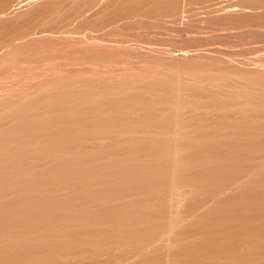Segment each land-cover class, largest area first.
I'll return each instance as SVG.
<instances>
[{
	"label": "bare ground",
	"instance_id": "obj_1",
	"mask_svg": "<svg viewBox=\"0 0 264 264\" xmlns=\"http://www.w3.org/2000/svg\"><path fill=\"white\" fill-rule=\"evenodd\" d=\"M263 45L264 0H0V264H264Z\"/></svg>",
	"mask_w": 264,
	"mask_h": 264
},
{
	"label": "rangeland",
	"instance_id": "obj_2",
	"mask_svg": "<svg viewBox=\"0 0 264 264\" xmlns=\"http://www.w3.org/2000/svg\"><path fill=\"white\" fill-rule=\"evenodd\" d=\"M158 20L160 21V23H161V21L164 22L162 19H161V20L158 19ZM158 20H157V21H156V20H153V23L156 22V23L159 24V21H158ZM145 21H146V20H145ZM148 21H150V19L147 20V23H146V22H145V23H146V24H149ZM75 22H77V21H75ZM150 22H151V21H150ZM165 22H166V21H165ZM191 22H192V21H191ZM191 22H190V26H191V27H188V25L186 26V27L189 28V30H190V28L192 29V26H193V25L191 24ZM73 23H74V22H73ZM142 23H144V21H143ZM145 23H144L145 26H144L143 24L140 23V24L138 25L139 28H137L138 26L136 27L137 29H136V28L133 29L134 27H132V29L130 30V29H129L130 27H128V30H127V29H126V30H122L123 33H122V31H121V32L119 33V36H120V37H121V36L125 37V38H124L125 40H126V39H127V40L130 39V41H131V40L133 39V40H134V41L132 40L133 42H135V40H136L135 43L138 42L137 44H139L140 46H141V44H144V45H142L144 48H145V46L148 47V43L150 42V44H149V45H150V46H149L150 48H154L156 45H158V46H157L158 48L155 47V49H159V47H163V48H165L164 50H167V49L171 48V44H172L175 40H178V41H179V39H180V41H181V40L183 39V37H184V39H185V38H187V39L189 38L188 35H187V37H185V36H186L185 34H187V32H188L189 30H188V31H185V32H186L185 34H184V31H183V30L188 29V28L184 27V29L182 30V33H181V32L178 33V31H181V30H178V31H177L176 28L173 30L172 27H174V26H172L173 24H172L171 22H170V23H171V24H170L169 21H168V26L170 25L169 27H167V23H163L165 26H162L163 24H161V26L159 27L160 24H159V25H154V24L151 22L153 25L150 24L151 27L148 26V28H145V27L147 26ZM192 23H194V22H192ZM77 24H78V23H74V26H76ZM79 24H80V23H79ZM142 25H143V26H142ZM196 25H197V24H196ZM196 25H195V28L197 27ZM157 26H158V27H157ZM171 26H172V27H171ZM198 26H199V24H198ZM83 27H85V26H83ZM141 27H142V28L144 27V28H143V29H140ZM149 27H150V30H149ZM170 27L172 28V30H173L174 32L177 31L176 34H179L180 37H182V36H183V37H182V38H179V36H178V38H177V37L175 36V37H172V38H176V39H174V41L171 40V38H170L171 36H170V35L174 34V32H172V30H171ZM175 27H177V24L175 25ZM178 27H179V25H178ZM161 28H162V31H163V32H162V31H159V30H161ZM166 28H169V29H166ZM179 28H181V27H179ZM179 28H178V29H179ZM193 28H194V26H193ZM195 28H194V29H195ZM139 29H140L141 31H139ZM136 30H138V31L136 32ZM142 30H143V31H142ZM144 30H146V31H144ZM153 30H154V31H153ZM167 30H168V31H167ZM192 30H193V29H192ZM197 30H198V29H195L194 32L196 31V35H197V34L200 35V34H199V32H200L199 30H201V29H199L198 31H197ZM204 30H205V29L201 30V32L203 33ZM128 31H129V32H128ZM131 31H132V34H131ZM148 31H149V33H148ZM155 31H156V32H155ZM164 31H165V32H164ZM170 32H171V33H170ZM191 32L193 33V31H191ZM197 32H198V33H197ZM129 33H130V34H129ZM133 33H134V35H133ZM136 33H137V34H136ZM156 33H157V34H156ZM163 33H164V34H163ZM192 33L190 34V33L188 32V34H190L189 36H192V35H193ZM207 33H208V32H207ZM207 33L205 32L206 35H207ZM212 33H213V32H212ZM212 33H211V34H212ZM220 33H221V32H220ZM220 33H219V35H220ZM140 34H141V35H140ZM142 34H143V35H142ZM144 34H145V38H142V37H144ZM151 34H152V35H151ZM205 34H203V36L205 37V40L207 41L206 38H207V37L209 38L210 36H207V37H206ZM211 34H210V32H209L208 35H211ZM217 34H218V33H216V37H215V38H219V36L217 37ZM111 35H114V34H111ZM117 35H118V34H117ZM150 35H151L152 37H151ZM153 35H154V36H153ZM157 35H158V36H157ZM159 35H160V36H159ZM165 35L167 36L166 38H165ZM198 35H197V36H198ZM213 35H215V33H214ZM223 35H225V34H224V33L222 34V37H220L221 39H219V41H218V39H217V40H212V41L209 42V39H208V42H206V41H204V39H203L202 42H203V43H204V42L206 43V44L204 45V47H202L203 49H202L201 47H196V48H199V49L202 51V50H204V48H207V47H205V46H209L208 48L211 47V48H210L211 50L209 49L210 52H211L212 54H214L213 49H212V48H213V45H216V44L219 45V47L216 45V49H217V47H218V48H221L222 46H224V44L222 45V42L220 43V41L223 40V39H222V38L224 37ZM244 35H245V34H244ZM244 35H242V34L240 35V34H239V36H243L244 40L246 41V39H247L249 36L247 35L248 37L245 38ZM134 36H136V37L134 38ZM137 36H138V37H137ZM148 36H149V37H148ZM162 36H164V38H162ZM173 36H174V35H173ZM194 36H195V34L193 35V38H194ZM197 36H196V37H197ZM200 36H201V35H200ZM203 36H201L200 38L202 39ZM211 36H212V35H211ZM220 36H221V35H220ZM226 36H228V38H229V35H228V34H226ZM226 36H225V38H224L225 41H226V39H228ZM237 36H238V35H237ZM237 36L235 35L234 37H237ZM239 36H238V37H239ZM245 36H246V35H245ZM123 37H121V38H123ZM157 37H158V38H157ZM159 37H160V40H159ZM168 37H169V38H168ZM196 37H195V38H196ZM212 37H213V36H212ZM212 37H211V38H212ZM230 37L233 38V36H230ZM250 37H252V36H250ZM250 37H249V38H250ZM138 38H139V39H138ZM149 38H150V39H149ZM151 38H152V39H151ZM153 38H154V39L156 38V39L154 40ZM193 38L190 37V40H189V41H191ZM198 38H199V37H198ZM211 38H210V40H211ZM215 38H214V39H215ZM232 38H231V39H232ZM212 39H213V38H212ZM234 39H236V40H235L236 42H238V40H239V42H240V41H243V39H241V37H240V39H238V38H233V40H234ZM253 39H254V37H253ZM137 40H138V41H137ZM141 40H143V41H141ZM185 40H186V39H185ZM199 40H200V39H199ZM233 40H227V41H230V42H231V41H233ZM251 40H252V39H251ZM251 40L249 41V43H247L248 40H247L246 43L243 42V43H245L244 46H245V47H248V45H249V47H250V46L254 45L253 43H255V42H254L255 39L253 40V42H251ZM256 40H257V39H256ZM147 41H148V42H147ZM152 41L155 42V43H153ZM156 41H157V43H156ZM160 41H161V42H160ZM162 41H164V42H162ZM168 41H169V42H168ZM171 41H172V42H171ZM178 41H176L175 44H177ZM183 41H184V40H183ZM183 41H182V42H183ZM213 41H214V42H217V43H215V44L213 43V44H212L211 42H213ZM223 41H224V40H223ZM225 41H224V42H225ZM133 42H132V44H133ZM141 42H142V43H141ZM143 42H144V43H143ZM145 42H147V43H145ZM159 42H160V43H159ZM192 42H195V41H192ZM192 42H191V43H192ZM202 42H201V43H202ZM236 42H235V44H237ZM239 42H238V43H239ZM258 42L260 43V41H257L255 44L258 45V44H259ZM151 43H153L154 45L151 44ZM186 43H189V42L186 41ZM186 43H185V41H184L183 44H182L181 42H180V43L178 42V44L181 45V46L179 45L180 48L178 47L179 50H180L181 47L185 44L186 47H185V46L183 47V48H186V51H185V49H184L185 52L183 51L185 54H186L187 51H190L191 53H192V51H194V52H193L194 54H196L195 52H198L197 50H199V49H197L196 51L194 50V49H195V46H194L195 44L193 45V43H192V44L189 43L188 45H190L191 47H193V48H191V47L189 46V48H191V50H189V49L187 48L188 46H187ZM195 43H197V39H196V42H195ZM199 43H200V41H199ZM201 43H200V44H201ZM203 43H202V45H203ZM207 43H208V44L211 43V45H208ZM227 43H228V42H225L226 45H231V43H230V44H227ZM232 43H234V41H233ZM240 43L242 44V42H240ZM250 43H252V45H251ZM262 43H263V42H261V45H262ZM127 44H130V43H127ZM178 44L176 45V47L171 48V50H172V49L174 50V48H175V50H177L176 48H177ZM200 44H197L196 46H200ZM220 44H221V46H220ZM246 44H247V46H246ZM151 45H152V47H151ZM202 45H201V46H202ZM226 45H225V47H222V48H223V51H225V50L228 49V51L231 52V51L235 48V47L233 48V45H234V44H233L232 47H231L232 49L228 48V46H226ZM237 45L239 46V44H237ZM142 46H141V47H142ZM153 46H154V47H153ZM167 46H168V47H167ZM172 46H175L174 43H173ZM234 46H236V45H234ZM238 46H237V48H235V49H239L238 51H239V53H240V52L243 50V47H244V46H243V45H240V46H242V47L239 46L240 48H239ZM254 46H255V45H254ZM258 46H260V44H259ZM258 46H255V47L257 48ZM263 46H264V45H263ZM263 46H262V47H263ZM143 47H142V48H143ZM226 47H227V48H226ZM245 47H244V50H246V51L248 50V52L251 53V51H249V50H252L253 47H252V48H249V47H248L249 49H248V48H245ZM255 47H254V49H255ZM260 47H261V46H260ZM260 47H259V48H260ZM241 48H242V50L240 51ZM160 49H161V48H160ZM187 49H188V50H187ZM192 49H193V50H192ZM235 49H234V50H235ZM263 49H264V47H263ZM263 49L261 48V50H263ZM161 50H163V49H161ZM169 50H170V49H169ZM169 50H167V51H169ZM181 50H182V49H181ZM181 50H180V51H181ZM200 50H199V51H200ZM206 50H207V49H205L204 51H206ZM214 50H215V46H214ZM220 50H222V49H220ZM230 50H231V51H230ZM257 50H258V48L255 49V51H257ZM201 51H200V52H201ZM228 51H227V52H228ZM235 51H236V50H235ZM238 51H236V52H238ZM263 51H264V50H263ZM190 52H187L186 55L189 54V56H190V55H191ZM210 52H208V53H210ZM225 52H226V51H225ZM248 52H247V53H246V52L244 53V51L241 52L243 58L240 56L239 53H235V52H233V54H236V55L234 56V57H236V58H239V56H240L241 59H244V58H246ZM252 52H253V51H252ZM258 52H259V51H258ZM258 52H257V55L260 57L259 54H261V53L258 54ZM261 52H262V51H261ZM193 53H192V54H193ZM206 53H207V51H206L205 53L201 52V53H199V54H206ZM250 53H249V54H250ZM253 53L256 55V52H253ZM253 53H251L250 55H252ZM194 54H193V55H194ZM197 54H198V53H197ZM238 54H239V55H238ZM243 54H244V55H243ZM245 54H246V56H245ZM249 54H248V55H249ZM254 54H253V55H254ZM262 54H264V52H262ZM193 55H191L189 58H188V57H186V58L190 59ZM253 55H252L251 57H249V58L251 59V58L253 57L252 59H255V58H254L255 55H254V56H253ZM258 56H255V57L258 58ZM261 56H262V55H261ZM262 57H264V56H262ZM127 58H128V57H127ZM249 58L247 57L246 59L250 60ZM130 59H132V57L129 56V59H128V60H130ZM201 59H202V57H201ZM201 59H199V60H201ZM246 59H245V60H246ZM202 60H204V58H203ZM205 60H206V59H205ZM205 60H204V61H205ZM131 61H133V59H132ZM191 61H193V60H191ZM246 61H247V60H246ZM185 62H188V60H186ZM185 62L182 61V62H180V63H184V64H185ZM192 63H193V62H192ZM186 64H187V63H186ZM186 64H185V65H186ZM15 65H16V70H17V66H18V65H17V64H14V66H15ZM144 65H145V64H144ZM185 65L183 66V64H182L183 67H186ZM189 65H190V62H189ZM31 66H32V65H31ZM187 66H188V64H187ZM29 67H30V66H29ZM32 67L34 68L35 66L33 65ZM190 67H192V66L190 65ZM18 68H19V69L21 68L20 65L18 66ZM33 68H32V69L30 68V69L33 70ZM187 68H188V67H187ZM12 69H13L12 71H15L14 68H12ZM179 69H181V68H179ZM20 70H21V69H20ZM20 70H18V71L20 72ZM26 70H27V69H26ZM22 71H24L23 68H22ZM22 71H21V73H20V76L22 75ZM28 71H30V70L28 69ZM28 71H27V72H28ZM30 72H31V71H30ZM30 72H29V73H30ZM33 72H34V71H33ZM1 73H3V72L1 71ZM12 73H13V72H12ZM12 73H11L12 76H11V75L6 76V77H5V76H3V77L0 76V77H1V78H0V80H1V81H0V83H1V84H0V88H3L2 91L5 90V89H4V87L6 86L5 84L8 83V81H7L8 78H7V77H9V78H10V77H11V78L13 77L12 80H14V75H15V73H14V75H13ZM29 73H28V75H29ZM4 74H5V73H4ZM17 74H18V72H17ZM17 74H16V75H17ZM24 74H25V73H23V75H24ZM31 74H32V72H31ZM31 74H30V75H31ZM1 75H3V74H1ZM5 75H6V74H5ZM16 75H15V78H17ZM18 75H19V74H18ZM23 75H22V76H23ZM28 75H27V74L24 75V79H25L26 77H29ZM20 76H19V77H20ZM25 76H26V77H25ZM19 77L17 78V83H19V84H16V85H15L16 80H14L13 82H12L11 80L9 81V83H10L11 86H12V88H14V87H19L18 85H20V84H22V85L25 84V81H24V83H22V82H23L22 80H24V79L20 80V81H22V82H18V79H21V78H19ZM2 78H3V81H2ZM4 78H5V80H4ZM6 78H7V79H6ZM22 78H23V77H22ZM25 80H27V79H25ZM5 81H7V82H6V83H3V82H5ZM14 82H15V83H14ZM27 82H29V81H27ZM2 83H3V86H2ZM12 83H13L15 86H13ZM10 84H9V85H10ZM4 85H5V86H4ZM7 86H8V84H7ZM7 86H6V90H7V89L10 90V86H9V88H8ZM12 88H11V89H12ZM0 92H1V90H0Z\"/></svg>",
	"mask_w": 264,
	"mask_h": 264
}]
</instances>
